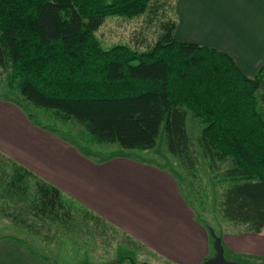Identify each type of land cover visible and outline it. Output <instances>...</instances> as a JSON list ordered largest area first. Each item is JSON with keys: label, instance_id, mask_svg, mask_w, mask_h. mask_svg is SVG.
Listing matches in <instances>:
<instances>
[{"label": "trees", "instance_id": "trees-1", "mask_svg": "<svg viewBox=\"0 0 264 264\" xmlns=\"http://www.w3.org/2000/svg\"><path fill=\"white\" fill-rule=\"evenodd\" d=\"M151 1L0 0V82L28 105L83 125L90 143L149 150L162 127L168 152L190 176H197V151L216 173L224 186L221 218L242 233L259 232L264 64L246 76L227 54L176 40L174 16L145 50L125 44L101 48L95 31L105 18L139 17ZM188 114L201 124L195 140L188 134ZM0 187L4 207L15 204L4 215L25 228L32 225L29 215L58 223L66 233L79 226L74 203L13 162L11 173L0 162ZM128 264L145 263L129 259Z\"/></svg>", "mask_w": 264, "mask_h": 264}, {"label": "rangeland", "instance_id": "rangeland-1", "mask_svg": "<svg viewBox=\"0 0 264 264\" xmlns=\"http://www.w3.org/2000/svg\"><path fill=\"white\" fill-rule=\"evenodd\" d=\"M173 1L152 0L148 10L136 18H105L95 31L101 48L117 44L137 50L151 47L162 34L163 25L176 17ZM187 119L188 134L195 140L201 124L190 114ZM86 131L83 125L57 119L48 110L28 105L0 82V158L6 159L0 160L1 167L11 173L13 162L54 185L63 198L74 203L79 225L66 233L58 223H42L29 215L32 225L25 228L4 215L12 212L15 204L4 207L6 201L0 198V237L21 239L31 251L54 264H128L129 259L145 264H197L201 257L203 261L214 254L207 227L221 239L225 234H246L221 218L218 201L224 186L216 173L208 170L199 151L197 176H190L168 152L162 127L155 146L149 150L90 143ZM55 154L63 155L65 163L87 176L90 199L95 193L97 199V194L109 189L112 195L142 200L139 211L126 208L127 218L119 222L116 213L124 207L126 198L117 196L112 203L113 219L105 217L98 205L71 195L23 164L38 166L47 161L43 160L46 156ZM228 164H220V169ZM248 254H231L226 246L223 252L226 260L238 264H251Z\"/></svg>", "mask_w": 264, "mask_h": 264}, {"label": "crops", "instance_id": "crops-1", "mask_svg": "<svg viewBox=\"0 0 264 264\" xmlns=\"http://www.w3.org/2000/svg\"><path fill=\"white\" fill-rule=\"evenodd\" d=\"M173 8L177 17L173 31L176 40L211 47L227 54L246 76H252L264 64V0H174ZM63 158L61 154L48 155L43 159L47 161L38 166L30 162L23 164L71 195L98 205L101 209L98 211L105 217L113 219L112 203L117 196L126 198L123 212L121 208L116 213L119 214V222L120 219L126 220V208L133 209L135 213L139 211L138 204L143 203L142 200L136 197L130 200L124 194L112 195L109 189L97 194V199L96 193L90 199L87 195L89 184L85 183L87 176L65 163ZM18 240L0 237V264H54L29 251L25 243ZM222 242L231 254L249 253L251 264L264 262V228L259 232L225 234ZM201 260L202 257L197 264H201Z\"/></svg>", "mask_w": 264, "mask_h": 264}, {"label": "water", "instance_id": "water-1", "mask_svg": "<svg viewBox=\"0 0 264 264\" xmlns=\"http://www.w3.org/2000/svg\"><path fill=\"white\" fill-rule=\"evenodd\" d=\"M207 229L212 238L214 254L211 257L204 259L201 264H238L234 261H229L224 258V249L221 244V237L217 236L211 227H207Z\"/></svg>", "mask_w": 264, "mask_h": 264}]
</instances>
